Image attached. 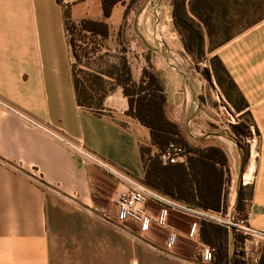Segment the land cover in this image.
Wrapping results in <instances>:
<instances>
[{
    "label": "crops",
    "instance_id": "crops-1",
    "mask_svg": "<svg viewBox=\"0 0 264 264\" xmlns=\"http://www.w3.org/2000/svg\"><path fill=\"white\" fill-rule=\"evenodd\" d=\"M84 1L0 0V101L142 182L139 147L150 145L149 131L126 113L121 89L106 95L98 112L76 103L63 5L73 2L70 15L76 21L84 17H72L71 12ZM117 6L122 8L119 23L110 26L107 19L111 34L123 22L127 4ZM130 12L128 7L125 21ZM158 29L159 25H154L153 30ZM161 43L151 48L153 52L143 47L140 55L138 46L129 48L135 54L131 59L127 56L133 79H138L145 56H149L164 80L170 117L196 144L223 149L231 176L230 206L239 185L248 187L250 197L243 211L249 214L254 229L264 231V18L213 51L247 104L242 111L231 106L234 119L227 124L209 118L197 122L202 112L193 92V74L177 66L183 62L187 69L189 63ZM244 112L250 116L247 142L250 163L254 164L250 183L245 182L246 173H235L241 151L229 130L230 125L243 120L239 117ZM127 187L0 106V264H117L119 231L112 224L115 201ZM159 207L153 201L146 204L153 213ZM190 222L187 215L169 212V223L179 236L171 254L193 257L190 248L196 245L185 237ZM145 236L163 248L164 230L153 229ZM255 252L261 256L264 246Z\"/></svg>",
    "mask_w": 264,
    "mask_h": 264
},
{
    "label": "trees",
    "instance_id": "trees-1",
    "mask_svg": "<svg viewBox=\"0 0 264 264\" xmlns=\"http://www.w3.org/2000/svg\"><path fill=\"white\" fill-rule=\"evenodd\" d=\"M136 1L99 0L100 20L82 18L74 21L69 11H64V29L71 58L78 62L87 61L91 55L107 50V42L111 36L107 19L110 18L113 8L119 4H127L123 13L124 22L128 7ZM209 1L190 0L187 5L183 1L179 3L176 0L172 1L173 29L180 38L183 50L191 57L194 54L201 55L205 48V41L185 15L189 13L207 28L208 22L202 18L204 14L201 11L206 7H212ZM252 7L260 12V16L248 27L264 18V0H256ZM123 22L116 32L115 51L116 55H120V61L117 64H110L105 72L95 73V82L87 79V74L83 77L84 79L78 78L72 61V81L77 105L98 112L102 109L105 96L116 88H120L127 102L126 113L149 131L150 145L139 147L140 159L144 168L142 183L174 201L207 212L225 213L230 206L229 187L231 183L226 153L216 145L196 144L184 127L170 117L164 80L150 63L149 56H145V65L141 68L138 79H133L126 48L119 47V42L122 40ZM210 35V31L205 32L207 40H210ZM230 39H224L219 45ZM211 60L216 67L215 79L218 85L222 88L223 78L226 81L227 87L223 89L228 102L235 111L244 110L247 104L222 63L216 56H213ZM218 73H222L223 77ZM107 85L110 86L109 90L105 89ZM231 92L236 96L235 102L231 98ZM242 116L247 119L230 125L229 130L230 138L241 151L242 164H246L249 156L247 140L250 137L248 127L250 116L248 112H244ZM169 143H175L184 148L186 153L184 163L168 164L161 161V155ZM245 189L246 187L240 184L236 192L234 207L238 212H243L244 202L250 197V192L245 195ZM197 238L201 243L212 248L211 264H244V261L235 257L234 252L231 253L232 243L224 227L205 219L199 220ZM232 242L237 249L242 244L243 237L236 235ZM258 264H264V253L261 254Z\"/></svg>",
    "mask_w": 264,
    "mask_h": 264
},
{
    "label": "rangeland",
    "instance_id": "rangeland-1",
    "mask_svg": "<svg viewBox=\"0 0 264 264\" xmlns=\"http://www.w3.org/2000/svg\"><path fill=\"white\" fill-rule=\"evenodd\" d=\"M70 1L74 2L78 0H68V2ZM156 1L157 0H138L130 6L133 15L131 17L130 12L126 21L123 22L122 40L119 42V47L123 46L126 48V56L131 59L135 56L129 49L132 46H134V48L136 46L139 47H136L139 55L143 47H148L149 50L153 52L154 50L151 48H156L159 46L158 43L160 42H162V45L165 44L166 46H170L174 55H177L181 60L185 59L187 64L189 63V68L185 69V67L188 66L181 61V65H177L178 68H181L186 74H189L187 71L190 69V74H193L191 77L194 81L192 85L193 92L199 102V111L202 112L201 117L198 116L197 122L202 123L206 121V118H209L210 121L215 123L227 124V121L233 122L234 113L231 109L232 105L228 102L223 89V87H227L226 81H224L225 79L223 78L222 88L216 82L215 73L217 71L213 63H211V58L214 56L213 51L220 46L219 44L224 41V39L234 37L247 29L252 22L259 18L260 12L255 11L252 7L256 0H210L209 2L212 7H206L201 11L204 14L202 18H205L208 22L207 28L189 13L186 14L185 17L201 34L205 41V48H203L201 55L197 56L194 54L192 57L184 50L182 53L181 48L183 47L180 46V38L173 29V20L171 16L173 0H159L157 3ZM176 1L178 3L183 1L185 5L190 2V0ZM73 2H71L72 4L68 3L63 5L64 11L68 10L70 13ZM154 5L156 7L153 10ZM142 8L143 10L138 16L137 13H139ZM121 10V6H117L113 10V14L108 20L110 26L119 23L121 19ZM71 13L72 17H76L77 15L78 17H86L94 20L100 19L101 9L99 0H85L77 4ZM134 14L136 15L135 17H133ZM157 24L159 25V29L155 32L153 29L154 25ZM206 31H210L211 33L210 40H207L205 36ZM107 46V50L105 49V51L91 55L87 61L78 62L74 58H71L75 65V73L78 78L84 79L83 77L87 74V79L95 82V73L105 72L110 64L119 63L120 55H116L117 52L115 51V46H117L116 32H112ZM218 74L223 77L222 73ZM105 89L109 90L110 86H105ZM231 98L234 102L237 100L233 92H231ZM239 118L244 120L247 119V117L242 115ZM190 123L193 124L192 122ZM193 131L196 132V128H193ZM250 165L253 167L248 178L250 179L254 171V164L250 163V156H248L246 164H242L241 160V164L238 168H235V173H239V175L242 176L244 173L248 172L251 167ZM229 192L232 193V190L229 189ZM248 192L249 189L246 187L244 190L245 195H247ZM116 230L119 231V259L117 264H198L200 260L199 248L192 244L190 248L193 252L192 258H186L176 254L168 256L163 254L156 244L148 241L145 235H139L136 228L130 222L119 225V229ZM230 250L232 253V249Z\"/></svg>",
    "mask_w": 264,
    "mask_h": 264
},
{
    "label": "built area",
    "instance_id": "built-area-1",
    "mask_svg": "<svg viewBox=\"0 0 264 264\" xmlns=\"http://www.w3.org/2000/svg\"><path fill=\"white\" fill-rule=\"evenodd\" d=\"M0 106L23 118L28 124L39 128L47 135L61 142L84 161L99 167L127 184L128 187L126 191L122 192L115 201L116 214L112 225L116 229H119V225L130 222L136 228L137 233L142 236L153 229L164 230L166 232V237L161 252L171 256V251L175 247L179 237L169 223V212L175 211L191 218L185 237L187 240L194 242L199 248L200 260L198 264H211L213 255L212 248L201 243L197 238L198 221L202 219L214 222L227 230L228 237L232 243V252H234L235 257L244 261V264L259 263L260 255L255 252V248L264 245V231L256 230L250 225L249 214L246 211L238 212L234 205H231L227 208L225 213H212L174 201L148 188L142 182L135 181L126 174L112 168L104 160L87 152L81 145L68 142L55 132L36 124L1 101ZM185 160L186 153L184 148L175 143H169L161 155V161L163 163H184ZM245 182L250 183L251 178L245 179ZM148 201H153L160 206L157 212L153 213L147 210L146 204ZM236 235H241L243 237V242L237 249H235L232 242Z\"/></svg>",
    "mask_w": 264,
    "mask_h": 264
},
{
    "label": "bare ground",
    "instance_id": "bare-ground-1",
    "mask_svg": "<svg viewBox=\"0 0 264 264\" xmlns=\"http://www.w3.org/2000/svg\"><path fill=\"white\" fill-rule=\"evenodd\" d=\"M252 166L249 168V170H248V172L245 174V178L246 179H248L249 178V176H250V174H251V172H252Z\"/></svg>",
    "mask_w": 264,
    "mask_h": 264
}]
</instances>
